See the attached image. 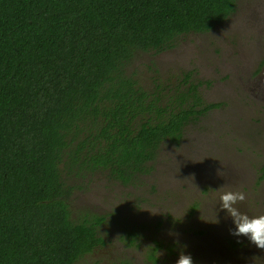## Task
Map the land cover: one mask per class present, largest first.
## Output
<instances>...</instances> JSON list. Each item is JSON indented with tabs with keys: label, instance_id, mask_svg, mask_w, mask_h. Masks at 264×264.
Instances as JSON below:
<instances>
[{
	"label": "trees",
	"instance_id": "trees-1",
	"mask_svg": "<svg viewBox=\"0 0 264 264\" xmlns=\"http://www.w3.org/2000/svg\"><path fill=\"white\" fill-rule=\"evenodd\" d=\"M236 1L0 0V264H77L103 241L104 216L73 217L67 176L127 185L219 105L195 84L151 93L128 65L208 31Z\"/></svg>",
	"mask_w": 264,
	"mask_h": 264
},
{
	"label": "rangeland",
	"instance_id": "rangeland-1",
	"mask_svg": "<svg viewBox=\"0 0 264 264\" xmlns=\"http://www.w3.org/2000/svg\"><path fill=\"white\" fill-rule=\"evenodd\" d=\"M238 1L243 8L232 24L183 34L174 49L139 52L128 65L149 92L174 95V87L195 84L205 103L219 105L186 126L177 148L164 142L153 168L130 184L103 171L67 176L76 186L73 217L107 216L100 227L106 244L79 264H176L182 251L195 264H264V249L233 235V219L220 207L221 192L243 191L240 211L264 214V0ZM170 149L185 157L177 162ZM152 252L159 261H148Z\"/></svg>",
	"mask_w": 264,
	"mask_h": 264
},
{
	"label": "clouds",
	"instance_id": "clouds-1",
	"mask_svg": "<svg viewBox=\"0 0 264 264\" xmlns=\"http://www.w3.org/2000/svg\"><path fill=\"white\" fill-rule=\"evenodd\" d=\"M246 200L247 195L243 191L228 190L220 193V207L227 210L235 225V228L230 230L231 233L237 237H247L258 248L264 249V214L250 216L240 211L237 205ZM176 264H194V262L190 254L181 252Z\"/></svg>",
	"mask_w": 264,
	"mask_h": 264
},
{
	"label": "flooded vegetation",
	"instance_id": "flooded-vegetation-1",
	"mask_svg": "<svg viewBox=\"0 0 264 264\" xmlns=\"http://www.w3.org/2000/svg\"><path fill=\"white\" fill-rule=\"evenodd\" d=\"M244 6V5H243ZM242 5L240 4V2L237 0L236 1V7H235V9L229 14V16L226 18V19H224L222 22H220V23H217L214 27H212L211 29H209L208 31H206V32H209V31H213V29H215L217 26H219V25H221V24H223V23H225V22H231V24H232V21H230L231 19H232V17H234L235 16V14L236 13H238V11H240V9L242 10ZM246 15L247 16H251L250 15V13L247 11V13H246ZM191 33H193V32H191ZM198 33H204V32H198ZM190 34V33H189ZM175 48V45H173V46H171L170 48H166V49H164V50H161V51H157L156 52V54H162L163 52H165V51H167V50H170V49H174ZM155 54V55H156ZM159 89V88H158ZM180 89H179V87H174L172 90H170L171 91V94H176L175 92L176 91H179ZM158 91H160V90H158ZM154 92H157V91H154ZM152 93V92H151ZM168 98L169 99H172L173 98V95H168ZM217 108V107H216ZM213 109V108H212ZM212 109H210V110H212ZM209 110V111H210ZM208 112V111H207ZM205 114H206V112H205ZM204 114V115H205ZM203 115V116H204ZM203 116H201V118L203 117ZM200 118V119H201ZM196 122V121H195ZM192 123V122H191ZM185 131H186V128H185V130H184V134H183V137H182V139H180V141H173V140H170V139H167L166 140V142H171L172 144H175V148H177L179 145H180V143L184 140V137H185ZM163 145V144H162ZM161 145V146H162ZM168 152H170V153H172V154H178L177 155V157H178V159H179V161H177V162H180V160L183 158V157H185V155H184V153L180 150V149H170V150H167ZM159 153H161V149H160V151H159ZM158 157V156H157ZM156 160H157V158H155V159H152V160H150L149 161V170H150V168H153L152 166H153V164L156 162ZM182 161V160H181ZM157 165V164H156ZM204 170V169H203ZM148 173V172H147ZM147 173H144V174H141L142 176L143 175H145V174H147ZM188 173V172H187ZM212 174H213V172H212ZM140 175V176H141ZM112 178V177H111ZM114 179V178H113ZM122 183V182H121ZM130 184V183H129ZM123 185H126V184H123ZM100 216H104V222L107 220V216H105V214L104 213H100V212H97ZM104 222L100 225V227L104 224ZM99 235L102 237V234H101V231H100V228H99ZM103 238V237H102ZM131 242V241H130ZM106 244V242H105V239L103 238V241L101 242V243H99L98 245H96L94 248H93V251H96V250H99L100 249V247L101 246H104ZM231 245L232 246H236L237 244H234L233 242H231ZM92 251V252H93ZM169 251H170V253H171V255H177L178 254V252H180V250L178 251H176V249H169ZM182 252H184V251H182ZM88 253H90V252H87V253H85V255L82 257V258H84L86 255H88ZM155 252H152V253H150L149 254V257H148V261H154V262H156V261H159L158 260V256L157 255H155V256H153L152 254H154ZM209 259H211V258H208V260L207 261H209ZM121 263L123 262L122 260L120 261ZM77 264H79L78 262H77ZM195 264V263H194Z\"/></svg>",
	"mask_w": 264,
	"mask_h": 264
}]
</instances>
